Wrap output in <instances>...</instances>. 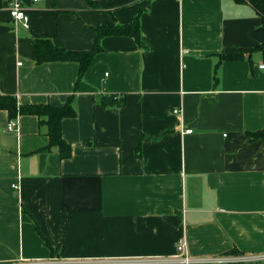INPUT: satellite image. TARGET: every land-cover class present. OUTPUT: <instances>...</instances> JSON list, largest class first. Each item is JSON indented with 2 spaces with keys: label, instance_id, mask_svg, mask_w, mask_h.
Here are the masks:
<instances>
[{
  "label": "crops",
  "instance_id": "1",
  "mask_svg": "<svg viewBox=\"0 0 264 264\" xmlns=\"http://www.w3.org/2000/svg\"><path fill=\"white\" fill-rule=\"evenodd\" d=\"M20 1L27 26L0 1V93L72 96L75 115L61 158L37 116L8 130L0 109V264H183L179 240L191 258L264 264V26L247 1ZM136 17L142 45L103 36L78 83L76 62L34 61L36 38L88 50L95 27Z\"/></svg>",
  "mask_w": 264,
  "mask_h": 264
},
{
  "label": "trees",
  "instance_id": "2",
  "mask_svg": "<svg viewBox=\"0 0 264 264\" xmlns=\"http://www.w3.org/2000/svg\"><path fill=\"white\" fill-rule=\"evenodd\" d=\"M237 3L245 2V0H233ZM257 15L260 16L264 26V0H246ZM92 3L91 1H89ZM96 31V40L93 46L88 50H68L55 45L49 38L40 37L34 40V61L37 64L49 61H74L78 64V75L76 83L82 78L91 64L95 54L101 50L99 40L105 35H128L132 36L139 45H142L140 40V29L138 18H134L131 22L117 25H104L94 28ZM264 43L255 47L257 50H262ZM245 51L239 53L226 54L223 58L234 60L241 58ZM100 101L104 105H122L123 97L109 95L101 97ZM0 109L6 110L10 119H14L17 115L30 114L39 118L40 124L46 126V134L49 137V143L45 150L51 147H57L61 158H66L70 155V146L62 138L61 135V120L65 117L75 115L73 106V97L69 96L62 106H53L51 104H25L17 103L16 97L10 94L0 93ZM264 130L259 133H253V136H263Z\"/></svg>",
  "mask_w": 264,
  "mask_h": 264
},
{
  "label": "built area",
  "instance_id": "3",
  "mask_svg": "<svg viewBox=\"0 0 264 264\" xmlns=\"http://www.w3.org/2000/svg\"><path fill=\"white\" fill-rule=\"evenodd\" d=\"M1 1V0H0ZM7 4V10L9 12L10 17L17 22H22L25 26L28 25V14L26 11V7L21 3L20 0H3ZM39 1V0H33ZM258 68L264 72V62L258 64ZM172 112L179 113V107H174ZM16 128L15 119H10L7 125L8 130H14ZM186 132H191V130H187ZM15 187V185H13ZM177 255L171 260L180 262L183 264H213L216 262H234L239 260H245V258H237V257H226V258H210V259H195L189 257L186 249V242L184 240H179L177 244ZM253 260H257V258H253ZM49 264H62L59 261H50Z\"/></svg>",
  "mask_w": 264,
  "mask_h": 264
}]
</instances>
